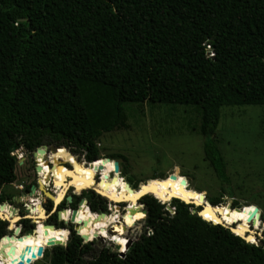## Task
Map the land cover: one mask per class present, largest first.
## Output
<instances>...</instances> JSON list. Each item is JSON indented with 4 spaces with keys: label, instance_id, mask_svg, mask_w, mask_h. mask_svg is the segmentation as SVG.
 <instances>
[{
    "label": "trees",
    "instance_id": "16d2710c",
    "mask_svg": "<svg viewBox=\"0 0 264 264\" xmlns=\"http://www.w3.org/2000/svg\"><path fill=\"white\" fill-rule=\"evenodd\" d=\"M144 102L194 108L203 158L218 179L228 183L227 161L213 134L222 107H264V0H0V190L16 179L14 150L31 152L54 145L49 149L53 165L67 161L80 176L91 171L100 175L105 187L100 179L93 186L114 201L111 212L118 210L115 199L121 202L161 185L208 208L216 207L226 224L235 222L238 229L253 230L250 213L231 209L226 203L212 206L200 201L203 192L180 193L161 181L138 187L131 177L127 183L119 174L111 181L113 162L101 157L97 140L125 125L126 104ZM261 126L264 130V116ZM60 145L83 154L92 170L90 164L77 161ZM44 158L37 156L39 165L47 169L39 172V181L43 188L56 181L54 198L62 199L69 187L93 183L89 175L83 181H67L75 175L64 167L47 168ZM71 197L73 208L81 197L88 201L90 210L86 207L81 217L87 221L82 228L86 240L108 229L100 236L120 243L123 250L125 236L112 234L110 229L123 227L120 232L124 235L126 228L135 224L129 225L139 210L135 199L126 201L125 212L114 222L108 214V199L94 190L83 189ZM26 200L33 205L37 199ZM5 201L11 198L0 193V203ZM167 201L160 190L142 195L139 203L146 215L143 210L138 214L145 216L144 231L131 241L124 255L103 247L87 260L84 257L92 251L93 242H83L80 225L78 234H69L54 211L46 220L55 226L47 228V243L52 237L64 245L69 234L68 240L64 246L49 245L52 254L43 255L49 261L31 264H264V241L257 245L251 231L247 241L230 228L192 212L193 204L177 198ZM220 201L218 196L210 199L213 205ZM66 202L63 199L57 209ZM237 204L233 201L232 207ZM81 205L86 204L83 201ZM44 206L49 211L52 201L46 199ZM27 209L33 216L45 214L39 204ZM0 212L3 218L15 220L16 209L8 204L4 203ZM93 212L107 213L97 220L95 231L90 229ZM70 215L68 209L62 211L61 219L68 221ZM76 215L73 224L79 223ZM11 220L12 227L16 220ZM41 220L35 222L36 228L30 218L19 222L24 232L35 228V233L44 234ZM6 224L0 219V238L7 234ZM262 229L264 224L259 231ZM27 233L20 240L18 236L0 239V264H16L15 254L24 255L26 246L35 247L34 236ZM10 245L14 252L4 254Z\"/></svg>",
    "mask_w": 264,
    "mask_h": 264
},
{
    "label": "rangeland",
    "instance_id": "374dc122",
    "mask_svg": "<svg viewBox=\"0 0 264 264\" xmlns=\"http://www.w3.org/2000/svg\"><path fill=\"white\" fill-rule=\"evenodd\" d=\"M125 111V125L102 134L97 140L101 157L109 158L113 165L118 163L119 171L115 172L114 169L112 177L115 175V179L111 180L112 182L119 175L127 183L129 177H131L133 183L137 182L139 184L138 187L141 183L149 181L158 183L161 181L169 189L180 193L203 192L208 203H211V198L218 196L221 203H230L231 206L233 201H237V207L242 206V211L248 213H252L251 211H254L257 207L260 217L264 216V130L261 126V120L264 116L263 105L245 104L221 108L219 122L213 138H215L227 161L229 182L226 184L218 179L212 167L203 158L202 137L197 130L199 117L194 108L183 105L144 102L141 104H126ZM60 146L64 147L68 153H71L79 161H86L83 154L73 152L67 146ZM12 153L16 158V179L3 185L0 193L6 197L12 198L14 196L18 198L17 202L6 203L11 206L12 210L16 209L12 218H18L19 216H16V214L24 212V209L27 208L26 203L28 201L26 199L35 198L41 204L45 197L43 192L39 191L40 188L42 189V183L38 180V175L34 169L35 161L32 152L24 148H18ZM64 162L59 161L58 165ZM50 167L52 166L48 168ZM171 173L176 176L175 181L169 179ZM94 179H100L103 187H105L104 184L106 183L98 173L95 174ZM182 179H185V184H181ZM95 183L96 181L93 185ZM55 184L56 181L52 180V184L50 183L46 187V191L53 193ZM32 185L35 189H38V192L31 191ZM93 185L91 186L95 187ZM91 186L85 189H92ZM75 189L77 188L69 187L65 196L80 194L82 191L75 192ZM138 199H135V204H138ZM109 200L110 198L107 200L108 214L113 213L110 210ZM170 201H167V203H170ZM127 204L128 202L117 204L120 214L125 212ZM171 209L173 208L171 207ZM140 210L142 209L139 208L136 212L138 220L134 218L129 225L136 221L135 224L125 230L126 242L136 239L144 231L145 216L141 218L138 214ZM0 219H3V217H0ZM6 219L4 218V220ZM37 220L32 218L31 223L36 226L35 222ZM46 220L47 218L41 220L43 225L47 223ZM255 221H258L257 225ZM63 222L68 223L65 228L69 230V234L71 230L77 234L70 220H63ZM261 224V221L255 218L252 223L253 234L255 233L254 230L259 231ZM16 227H22L19 220L13 223L12 229ZM8 228H11L10 222ZM26 233L24 232V234ZM29 233H33V231ZM262 236L264 237V232ZM37 241L39 243L35 247H31V251L26 250L23 256L26 258L30 256L31 252H35L36 260L49 261V258H43L42 254H37V251L41 246L44 248L42 251H52L53 247L50 248L48 243L44 242V239H37ZM89 241L93 242V249L85 255L86 260L97 255L103 247H108L116 252L120 251V249H117L116 243L111 240L98 241L95 237L91 240L83 239V242ZM19 259L20 256L15 254L14 260L16 263Z\"/></svg>",
    "mask_w": 264,
    "mask_h": 264
},
{
    "label": "water",
    "instance_id": "95a60500",
    "mask_svg": "<svg viewBox=\"0 0 264 264\" xmlns=\"http://www.w3.org/2000/svg\"><path fill=\"white\" fill-rule=\"evenodd\" d=\"M52 146H54V145H51V147ZM50 147V148H51ZM49 148V149H50ZM36 150H38L37 148H36ZM35 150V151H36ZM33 152V155H35L36 154V152ZM76 160L77 161H79L77 158H76ZM65 162H67V161H65ZM70 163V162H69ZM71 164V163H70ZM63 165L62 164H60V165H58V167H62ZM71 167H73V165L71 164ZM102 168V165H99V169H101ZM36 169L37 170H39L40 169V166H36ZM114 169H115V172H118L119 171V167H118V163H115V165H114ZM172 179H174V178H176V176L174 175V174H170L169 175ZM115 179V175H113V177H112V180H114ZM147 181V180H146ZM145 181V182H146ZM185 179H182L181 180V184H185ZM34 187L32 186V189H33ZM89 188V187H88ZM41 189V188H40ZM92 189L93 190H95L97 193H99L95 188H93L92 187ZM42 190V192H43V195H44V197H45V199H50L52 202H53V208H52V210H51V212L49 213V214H51L53 211H56V215H57V218L58 219H61V212L62 211H66L67 210V208L66 207H62L61 209H57V205L55 204V202H54V195L52 194V193H50V192H48V191H45L44 189H41ZM100 194V193H99ZM100 195H102V194H100ZM102 196H104V195H102ZM154 196V195H153ZM104 197H106V196H104ZM107 198V197H106ZM172 198H177V199H180V198H178V197H172ZM66 199H67V201L68 202H71V196H67L66 197ZM108 199V198H107ZM15 200L16 201H18V199L17 198H15ZM139 200V199H138ZM181 200V199H180ZM199 200L200 201H204V202H206V199H205V196L203 195V194H200L199 195ZM84 201V203L86 204V199L85 198H81L80 200H79V202H78V206H80V204L82 203ZM109 202H110V205H112V202L109 200ZM138 202V201H137ZM184 202H186V203H189V204H193L194 205V208H193V210H192V212H195V211H197V214L198 215H200L201 217H202V215L200 214L201 213V211L203 210V208H204V204H199V205H197L193 200H190V201H184ZM120 203V202H119ZM118 204V203H117ZM211 204V203H210ZM220 204H225V203H217V204H215L214 206H218V205H220ZM227 204V206L229 207V208H237V209H241L242 208V206L241 207H232L231 205H230V203H226ZM109 205V206H110ZM138 205H140L141 206V209L143 210V212H144V214L146 215V209L144 208V205L143 204H141V203H139L138 202ZM212 205V204H211ZM3 206H4V203H0V209H2L3 208ZM213 206V205H212ZM195 207H198V210H196L195 209ZM166 209L167 210H169V211H171L172 213H174V210L173 209H171V207H170V205L169 204H166ZM257 207H255V209H254V211H251L252 213H250L249 214V216H248V220H249V224L252 226V223L254 222V220H255V218H258V220L259 221H261V223L262 224H264V219L262 220L261 219V217H260V215H259V213L257 212ZM77 211H78V208H73L72 210H71V216H70V220H71V222H72V220H74V218H75V215H76V213H77ZM132 211V209L130 210V212ZM27 212H28V209L27 208H25V215H24V217L25 218H32V217H30V215H28L27 214ZM49 214H46L45 215V218L44 219H46L48 216H49ZM107 214H106V212H99V213H97L96 214V216H97V219H100V218H103V217H105ZM253 215H254V218H253ZM203 219H205V220H208V221H212L213 223H220V224H222V225H224L225 227H228V228H230V230L231 231H233L234 232V226L236 225L235 224V222L233 223V224H226L225 222H215V221H213L212 219H207V218H204V217H202ZM4 219V218H3ZM38 219H42V218H38ZM86 220H83V221H80L79 223H75V226H79L80 225V223H82V224H86ZM44 226L46 227V230L44 231L45 232V234H47V228L48 227H55L54 225H52V224H49V223H44ZM125 228V227H124ZM19 227H16L15 228V230H14V234H10V233H7V234H5V235H3L0 239H2V238H4V237H7V238H14L15 236H18L17 238L20 240V239H22V236L23 235H18V233H19ZM36 230H33V232H35ZM254 236H255V243L257 244V245H261L262 244V241H264V237L262 236L263 235V232H264V229H262V231H257V230H254ZM28 235L30 234V233H27ZM236 234H238V233H236ZM238 235H240V234H238ZM80 236L83 238V239H85L86 240V235H84V234H80ZM94 236H95V239L96 240H98V241H101L100 240V238L99 237H101L98 233H95L94 234ZM241 237H244L247 241H248V237L250 236V231L248 230V231H245L244 232V235H240ZM131 241L132 240H128L126 243H125V246H124V248H123V250H121L120 248H121V245H120V243H116V247H117V249H120V251H118V253H120V256H123L124 255V252H125V250L129 247V245L131 244ZM66 244V243H65ZM44 248H43V246H41V247H39L38 248V251H37V254H42V255H44V253H47L48 255H51L52 254V251H42ZM26 250L27 251H31L30 250V246H26ZM4 254H11V253H13L14 252V247H13V245H10V247H9V250L8 251H2ZM36 253L35 252H31L30 253V256L29 257H24L23 255H21L20 256V259L17 261V263L16 264H31L33 261H35L36 259Z\"/></svg>",
    "mask_w": 264,
    "mask_h": 264
},
{
    "label": "bare ground",
    "instance_id": "6f19581e",
    "mask_svg": "<svg viewBox=\"0 0 264 264\" xmlns=\"http://www.w3.org/2000/svg\"><path fill=\"white\" fill-rule=\"evenodd\" d=\"M38 150H37V152H36V157L37 156H39V155H43V156H45V157H48V158H50V154L47 152L48 151V146L47 145H44V146H41V147H39V148H37ZM49 155V156H48ZM59 161H62V160H59ZM59 161H57L53 166H58V163H59ZM92 163V162H91ZM90 164V163H89ZM62 167H64L67 171H69V172H71V173H73L74 175H75V177H72V178H70V177H67V181H73V180H76V179H80L81 181H83L84 179H83V177L85 176V175H89L90 177H91V179L93 180V183H91V184H80V185H78L79 183H76V184H70L71 186H77V187H74V188H82V189H84V188H88V187H90L91 185H93L94 184V182L96 181L94 178H95V175L94 174H92V171H91V173H88V174H85V175H83V176H80V175H78V174H76V172H75V170H74V166L73 167H71V168H67V167H65V166H62ZM48 168V167H47ZM43 170H47V169H45V168H41L40 167V169L38 170V172H40V171H43ZM89 170H92V167H91V164L89 165ZM48 173H52V170H49L48 171ZM47 173V174H48ZM68 173V172H67ZM53 174V173H52ZM169 179H171V181H175L176 180V178H174V179H172L170 176H169ZM168 183V182H167ZM170 183V182H169ZM174 183V182H173ZM92 187V186H91ZM42 188H43V185H42ZM93 188H95L100 194H102V195H105V192L103 191V190H101V189H98L97 187H93ZM45 191H46V188H45V186H44V188H43ZM153 190H160V191H163V192H165L166 193V196H167V198L169 199V200H171L172 199V197H178V198H180L181 200H183V201H190L191 199H188V198H186L185 196H182V195H179V194H177V193H175V192H173V191H171V190H168V189H165L164 187H162L161 185H155V186H153V187H151V188H149V189H147V190H144L143 191V194L142 195H144V194H146V193H148V192H150V191H153ZM142 195H136V196H130V197H127V198H124L123 200L124 201H121V202H125L126 203V201H128V200H132V199H138V198H140ZM109 197H111V196H109ZM62 199H56V198H54V202H55V204L57 205L60 201H61ZM111 202H113L114 203V201H112V200H110ZM115 201H117V203H119L118 201H119V199H115ZM197 205H199V204H203V203H200V202H198V201H195V200H193ZM116 203V202H115ZM39 204V202H34V204L33 205H28L27 203H26V207H28V206H34V205H38ZM221 205V204H220ZM137 206H138V204H137ZM219 206V205H218ZM87 206L86 205H81L80 206V208H79V211L77 212V215H76V220H78L79 222L80 221H83L82 219H81V217L83 216V213H84V209L86 208ZM88 208V207H87ZM138 208H141V206H138ZM89 209V208H88ZM237 209V208H236ZM90 210V209H89ZM237 210H240V209H237ZM137 212V211H136ZM136 212H135V214H133V218H132V221L134 220V218H135V220L137 219L138 220V217L136 216ZM45 214H46V212H45ZM45 214L43 215V216H38V215H35V216H33V215H30L31 217H33L34 219H38V218H45ZM107 214V213H106ZM119 214H120V212L118 211V210H116V211H113V215L115 216V218H114V216L113 215H111V214H109L110 215V218L113 220L114 219V222L117 220V218H118V216H119ZM201 215H202V217H204V218H207V219H213L215 222H224L220 217H219V215H218V212H217V208L215 207L214 209H211V208H208V207H206L205 205H204V208H203V211H201V213H200ZM0 217H5V215L2 213V212H0ZM104 218V217H103ZM15 220H17V218H15ZM15 220H11L12 222L13 221H15ZM85 220V219H84ZM97 216L95 215L94 216V218L92 219V221H91V226H90V229L91 230H93V231H95V227H96V224H97ZM113 222V223H114ZM36 224V223H35ZM42 224H43V222H42ZM86 224H82L81 223V225H80V227H79V232H80V234H84V235H86L83 231H82V228H83V226H85ZM74 227H75V230H76V228L78 227V226H75V224H74ZM35 228H36V226H35ZM234 232L235 233H238V234H240V235H244L243 233L245 232V231H248L247 229H238V228H236L235 226H234ZM121 229H122V227L121 228H118V229H113V228H111L110 229V232H112V234H118V235H120V236H124V235H122L121 234ZM46 230V229H45ZM108 229H101L100 230V232L98 233L99 235L100 234H103V233H105L106 231H107ZM249 231H251V232H253V230H249ZM77 232V231H76ZM78 234V233H77ZM32 235L34 236V244H38L39 243V241H37L36 239H44V242L45 243H47V235L44 233V234H41V233H35V232H33L32 233ZM100 238V240L101 241H105V240H107V239H105V237H99ZM248 240H250V239H248ZM252 241H254V240H252ZM48 245H51V246H63V244H61V241L60 240H57V239H54V238H50V239H48ZM65 245V244H64ZM11 264H13V263H11Z\"/></svg>",
    "mask_w": 264,
    "mask_h": 264
},
{
    "label": "flooded vegetation",
    "instance_id": "af4514ba",
    "mask_svg": "<svg viewBox=\"0 0 264 264\" xmlns=\"http://www.w3.org/2000/svg\"><path fill=\"white\" fill-rule=\"evenodd\" d=\"M47 162H48V161H47ZM48 163H49L50 165H52L50 162H48ZM68 164H69V165H68ZM87 165H88V164H87ZM63 166H65V167L68 166L67 168H71V164H70L69 162H64V163H63ZM34 169H35V167H34ZM50 183L52 184V181H50L49 184H50ZM38 185H39V188H40V183H39V181H38ZM32 186H33V185H32ZM33 187H34V186H33ZM47 187H48V186H47ZM84 189H85V188H84ZM33 190H34V192L38 191V189H35V187H34L33 189H32V187H31V191H33ZM82 190H83V189H82ZM92 190H93V189H92ZM39 191H42V190L40 189ZM94 191H95V190H94ZM81 192H82V191H81ZM95 192H96V191H95ZM80 194H81V193H80ZM80 194H75V195H80ZM71 195H72V194H69V195H66V196L64 195V197L62 198V200H61L59 203H61V202L63 201V199H66L67 196H71ZM106 197H107V196H106ZM10 198H11V197H10ZM15 198H17V197H14V196H13V197L11 198V201H6V202H4V203L11 204V203L17 202V201L15 200ZM81 198H85V197H81ZM81 198H80V199H81ZM17 199H18V198H17ZM80 199H79V200H80ZM85 199H86V198H85ZM45 200H46V199L44 198L43 201H42L43 203H41L40 206L44 209V211L46 212V214H49V213L51 212L52 208H53V202H52V207H51V209H50L49 211H46V208H45V206H44V201H45ZM66 200H67V199H66ZM79 200L77 201L76 206H75L74 208H79V206H78V202H79ZM71 201H72V197H71ZM86 201H87V199H86ZM59 203H58V204H59ZM70 203H71V202H68V201H67V202L63 205V207H66L68 210L71 211V210L73 209V207L70 206ZM58 204H57V205H58ZM86 205H87V207L89 208V206H88V201L86 202ZM14 209H15V208H14ZM60 209H61V208H60ZM89 209H90V208H89ZM24 210H25V209H24ZM53 212H54V211H53ZM53 212H52V213H53ZM93 213H96V214H97L98 212H93ZM24 214H25V211H24L23 213H22V212H21V213H17L16 216H19V217L17 218V220L20 221L21 218H25V217H24ZM27 214L30 215V213H28V212H27ZM49 215H50V214H49ZM70 216H71V215H70ZM30 217H31V216H30ZM32 218H33V217H32ZM32 218H30V219L32 220ZM47 218H48V217H47ZM5 219H6V218H5ZM9 219H10V218H7V219H6L7 224H6V226H5V229H6V232H7V233L14 234V230H15V229H12V227H11V228H8V224H9V222H10ZM33 219H34V218H33ZM261 219L263 220V219H264V216H261ZM17 220H16V221H17ZM58 220H59V219H58ZM63 220H64V219H63ZM69 220H70V219H69ZM16 221H15V222H16ZM15 222H14V223H15ZM70 222H71V220H70ZM19 223H20V222H19ZM65 224H66V223H65ZM66 225H67V224H66ZM73 227H74V224H73ZM19 228H20V229H19V233H18V235H24V229H23L22 227H19ZM33 230H35V229H33ZM33 230H32V231H33ZM71 231H73V230H71ZM75 232H76V230H75ZM22 237H23V236H22Z\"/></svg>",
    "mask_w": 264,
    "mask_h": 264
},
{
    "label": "built area",
    "instance_id": "2783aa9c",
    "mask_svg": "<svg viewBox=\"0 0 264 264\" xmlns=\"http://www.w3.org/2000/svg\"><path fill=\"white\" fill-rule=\"evenodd\" d=\"M213 53H210V55H212ZM37 148V147H36ZM36 148L33 150V151H31L32 152V154H33V152L36 150ZM48 151H50L49 149H48ZM47 151V152H48ZM35 152H37V150L35 151ZM50 153V152H49ZM13 154V153H12ZM36 155V154H35ZM35 155H33L34 156V161H35V165H34V167H35V172H36V174L38 175V180H39V172H38V170L36 169V166H40L39 164H40V161H38L37 160V157L35 156ZM45 162H50L52 165H53V163H52V161H51V159L50 158H44L43 159ZM47 162V166L49 167V166H52V165H50L49 163ZM84 162H86L87 164H89L90 162H87V161H84ZM94 162V161H93ZM87 164H86V166H87ZM63 165V164H62ZM41 168H45V166L44 165H41L40 166ZM45 186V188L47 187L46 185H44ZM36 192H38V191H36ZM39 205H41L40 203H39ZM34 206H36V205H34ZM70 211V210H69Z\"/></svg>",
    "mask_w": 264,
    "mask_h": 264
}]
</instances>
